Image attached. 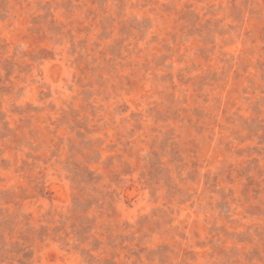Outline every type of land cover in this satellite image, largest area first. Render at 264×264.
Listing matches in <instances>:
<instances>
[{
    "label": "rangeland",
    "instance_id": "rangeland-1",
    "mask_svg": "<svg viewBox=\"0 0 264 264\" xmlns=\"http://www.w3.org/2000/svg\"><path fill=\"white\" fill-rule=\"evenodd\" d=\"M0 264H264V0H0Z\"/></svg>",
    "mask_w": 264,
    "mask_h": 264
}]
</instances>
